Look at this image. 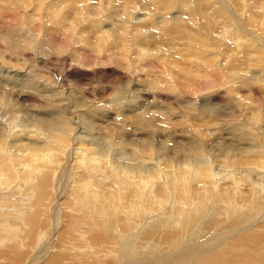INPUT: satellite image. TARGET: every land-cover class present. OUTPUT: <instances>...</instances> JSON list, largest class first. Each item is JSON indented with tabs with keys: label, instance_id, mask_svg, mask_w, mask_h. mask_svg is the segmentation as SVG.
Here are the masks:
<instances>
[{
	"label": "bare ground",
	"instance_id": "obj_1",
	"mask_svg": "<svg viewBox=\"0 0 264 264\" xmlns=\"http://www.w3.org/2000/svg\"><path fill=\"white\" fill-rule=\"evenodd\" d=\"M4 1L6 5H0V27L19 25L21 29L33 37H36L40 31L44 33L56 31L54 28H49V25L45 27L36 23V25L31 26L32 23L24 17V12H29L34 8V4L30 3L34 0ZM154 4V8L158 11H155L156 13L140 10L142 9L140 8L142 0H125L121 6L112 11L110 10V0H58V14L72 16L69 20L72 29L84 27L87 24L91 26V22H94V28L81 33L79 37L81 42L99 46L104 41L110 42V51L105 50L109 53L104 52L106 60H103V56L87 58L83 52L78 54L80 62L96 66V68L99 62H108L110 64V79L102 74L83 72L80 68L84 69V67L81 65L69 64L67 52H61L51 66L40 65L44 58L32 53L27 57L29 60L27 69L36 71L35 75L40 79L41 85L45 86L42 88L44 92L47 90V86L54 87L52 90L46 91L45 101L51 99L56 103V106H60L61 103L63 105L65 101L69 103V85L77 76L82 80L78 83L79 87L91 83L92 86L102 92V98L110 103V111L118 109L120 112L125 95L132 93L133 89H129V92L123 90L124 86L122 88L121 85H117L118 82L112 74L118 69H128L135 66L148 70L152 64H168L171 69L178 71V73L183 72L192 77H197L203 67L200 65V70L193 72L187 64H230V87L223 86L222 89L227 92H234L235 98L233 100L254 107V112L242 113L244 114V121L239 120L241 114L239 111L225 112L221 114L220 118H225L226 121L219 123L215 115H203L186 108V104H190L191 108H195L197 105V110L200 108L201 102L206 101L207 92L203 87L172 89L171 93L177 95L178 106L184 113L182 119L184 122L175 120V123L183 126L189 122L190 117H193L201 120L206 127L190 122L187 123L189 129L186 130H184L186 126H181L182 128L175 126V129L164 132L165 140L171 141V145L167 144L161 147L167 149L164 152L160 150L161 154L166 156L154 157L153 154L156 153L149 145L150 141H145L139 145V148L136 149L138 152L133 156L134 160L137 159L140 162V166L136 167L135 162L134 165L127 162L128 165L123 164L119 168L115 166L116 163L114 165L110 163L109 169H107L108 164L99 166L97 160L99 156L97 155L87 159L83 154L74 152L77 140L79 139L80 142L85 140L80 134H88L96 124L89 121L88 123L84 122L82 127L79 126L75 120L76 114L70 109V106L66 107L69 113L67 117L61 110L47 108L48 105L46 104V106L35 104L34 106L38 107L37 114L40 113L39 116L35 115L36 118L30 119L28 116L25 118L24 113H21L17 117L19 122H16L14 117L8 118L6 124L8 128H5L0 120V264H27L29 260L27 258L31 257V254L33 262L44 258L45 252L49 251L47 246L54 230L52 224L57 223L59 227L61 215L64 218H69L67 212L62 214V208L57 203L60 195L64 193L63 182L68 179L65 175L69 176L70 189L74 190L75 198L74 202L71 203L72 206L66 208V211L68 210L70 217L74 214L78 221L74 222L75 225L71 223L64 231L65 234L63 232L55 239L54 246L49 252L51 257L48 256L49 260L54 259L50 264H64V262L96 264V258L100 251L94 249V246L101 247L103 245L107 249L105 256L111 253L113 245H116L114 247H118L119 250L125 247L124 254L122 251L105 264H120V262H123L121 264H151V262H147V259H152V262L157 261V264H161L163 256H170V254L162 253L159 259L152 257L159 251L158 248L153 249L154 246H159L157 245L159 241L166 244L164 250L180 244V250L177 249L174 257L181 260V257L185 256L186 258L190 257L191 260L194 257L192 256L194 252L200 253L189 246L191 241L197 242L201 237L206 240L204 246L208 244L207 246L214 247L212 240L217 232L213 230L214 223L220 225L221 220H225V216H222L225 212H228L227 215L232 213L237 216V212L233 213V210H229L230 205L234 204L233 208L236 210L238 206L243 207L248 204L249 212L247 215L249 218L254 212H256L255 216L264 212V154H262L264 151L261 148L264 145V105L261 102L264 101V50L258 48L254 52H247V48H245L247 44H253V42H256L254 46L264 48V4L261 12H257V14H253V10H251V0H155ZM212 7L215 8L213 11ZM146 10L148 9L146 8ZM18 11H23V14ZM140 11H142V15H140ZM176 11V14L173 13ZM149 13H153V15ZM202 14H208L216 22L206 34H204L202 24L198 22V18ZM158 15L160 20L163 19L162 21L155 20ZM67 19L65 18V20ZM107 23L110 24V28H106ZM155 27L160 30L159 35L162 36L156 35L153 30ZM209 38L210 41L207 42ZM122 40H127V47L130 46V48H126V50L122 48L118 52L119 58L114 59L112 58L113 53L117 52L116 48ZM70 42V39L63 38L61 44L67 46L70 45ZM206 44H210L216 50L215 56L206 50ZM223 45L225 47H222ZM172 47L177 48L176 53L173 52L175 55L165 56ZM164 51L169 52L165 53ZM20 55L21 53L18 51L10 53L0 51V60H4L6 57H19ZM257 71L259 75H257ZM48 76H54L52 79L50 78L51 82ZM80 76H89L90 79ZM169 77V73L162 70L157 82L160 83ZM62 87V90H58ZM251 87L254 88L248 90ZM107 89L112 91L110 99L104 94V90ZM243 91L247 92L242 95ZM143 92L151 93L147 88H144ZM85 93H87L86 89ZM59 94H61L60 100ZM181 98H184V103L180 101ZM16 99H21V96H17ZM11 102L12 100L8 99L7 105H10ZM137 102L138 100L131 103L133 110H135L134 107ZM156 104L153 102L151 107L157 109ZM41 108L44 111H41ZM147 108L150 110L149 107ZM214 108L222 111L217 105ZM7 110L0 109V115L6 114ZM45 112L49 115L57 113V117L52 115L48 118L41 115ZM161 114L163 117L167 116L165 113ZM167 119V121L174 120L170 117ZM114 124L120 123L114 122ZM235 124L240 127L238 130H235L236 127L229 129ZM47 126H52L51 130L58 131V133L50 134L53 133L52 131L48 133L44 128ZM65 126L68 127L66 133L69 134L70 132L72 136H66L57 143L48 139L47 134L59 136ZM209 126H214L212 129L215 131L220 130L212 132L208 129ZM95 129L94 134L98 133L99 135L100 130ZM254 129L261 133L260 141ZM173 132L180 137V140L174 139ZM25 138H29L30 141L26 143ZM31 140H39L38 143L43 141L44 145H34L30 143ZM254 140L257 142L258 149L255 147L254 150H249L250 152L255 151L254 156L242 159L240 155L246 152V146L252 142L255 146ZM215 142H218L217 149L211 145ZM85 144L89 149L93 146L97 147L92 140H88ZM185 144H188L190 148L186 151L187 155L189 152L194 154L193 151H195L201 159L192 161L190 157L184 158L186 154L181 153L176 148L183 147ZM156 145V143L153 144V147ZM158 147H160L159 144ZM196 147L199 148L196 150ZM148 148L149 151L146 150ZM146 153L149 155L147 156ZM108 157V153H106L107 161H109ZM154 159L155 161H153ZM72 161L73 165L71 164ZM115 161L117 162V160ZM168 167L173 169H168ZM251 171L255 173L251 174ZM217 172H224V175L215 177L213 174ZM56 193L58 194L56 195ZM210 200H214V203L217 200L220 201L221 204L216 210L223 209L222 214H220L221 220H218L219 216L214 220L210 217L204 220L205 212L202 210L208 206ZM109 205L110 207H108ZM158 208H162L163 211L166 208L165 215L160 216L159 214L156 218L149 216L151 222H147L142 231L144 233L145 230L147 235L141 241L140 248L143 251L145 247L151 250V252L146 253L151 256L145 260L142 257L145 252L138 251L139 247H136L135 251L132 252L131 248L135 243L132 244L133 241L131 242L127 237L123 239V237L127 234L128 229L143 227L141 224L146 214ZM125 211H127L126 214ZM107 212L110 213V217ZM196 213H201L203 217L197 218ZM214 213L216 212L214 211ZM238 217L240 219L236 224H222L221 227L231 230L240 220L242 222V219H246L240 213ZM249 218L248 221L253 219ZM167 220L169 223L171 222L170 225H165L164 221ZM198 221L202 223L201 227H199ZM248 221L244 222L247 223ZM204 224L206 227H203ZM195 226H198L196 232L203 230L201 236L193 231L195 236L191 239H185L184 236L189 228ZM73 230L74 234L67 235ZM115 231L117 238H115L114 244L112 234ZM81 233L85 234V241L79 238ZM73 235L74 237H72ZM72 240L74 241L65 249L67 243ZM248 240L253 241L248 242V245L241 244V242L244 243ZM263 241L264 224L259 230H251L240 235L239 239L232 243H236L237 250L246 249L242 248L243 246L251 247L249 245H253L255 247V243L262 244L261 251H257L256 257H260L264 261ZM214 249L220 248L215 247ZM233 249L229 247L219 250L217 254L219 256L215 255L214 261L229 264L226 260L234 257V255H230L233 254ZM242 252L237 253L236 257L241 259L243 256L242 261L248 258L249 253L250 255L253 253L252 251H245L244 254ZM201 257L205 256L194 257L196 259L194 262H197L195 264L202 263ZM206 258L214 262L212 257ZM253 258L254 255L251 256V259ZM242 261L238 260V263L233 264H241ZM194 262L190 264H194ZM99 264H104V259Z\"/></svg>",
	"mask_w": 264,
	"mask_h": 264
},
{
	"label": "rangeland",
	"instance_id": "obj_2",
	"mask_svg": "<svg viewBox=\"0 0 264 264\" xmlns=\"http://www.w3.org/2000/svg\"><path fill=\"white\" fill-rule=\"evenodd\" d=\"M124 1L125 0H110V10L112 11L114 8L121 6V4ZM154 2H155V0H148V1L142 0V5L140 6V8H142V9H140V10H142V11L145 10L143 12H146V11L153 12V13L158 12L154 8L155 7ZM30 3L34 4V8L29 12H24V17H26V19L30 23H32L31 26L36 25V23H39L45 27L49 25V28H54L56 31L53 33H44L43 31H40L37 33L36 37H33L30 33L21 29L19 25L0 27V51H5L7 53H10L13 51H18L21 53V55L19 57L18 56H13L12 58L6 57V58H4V60H0V80H1V83H0V109H3V110L8 109L5 112L6 114L0 115V120L2 122V125L5 128H8L6 125L8 118L14 117L16 122H19L17 117L19 114L21 115V113H24L25 118H27V116H28L30 119L33 117L36 118L35 115L39 116L40 113L37 114V108L38 107L34 106L35 104H38L41 106L48 105V106H46L47 108L61 110L65 117L69 116V113L67 112L66 107L70 106V109H72L76 114L75 120L77 121L79 126L82 127L84 122L88 123L89 121H92L91 123L96 124L93 127V130L88 132V134H84V133L80 134L84 137L85 140H82V142H80L79 139L77 140L76 146L74 147V152L78 153V154H83L87 159L91 158L94 155H97V156H99L97 159L99 161V166L108 164L107 169H109L110 163H112L113 165L116 163L115 166L120 168V167H122L123 164L124 165H128V164L134 165V162H135L136 167H138L140 162L137 161V159L134 160L133 156L136 154V152H138V151H136V149L139 148V145L145 141H150L153 144H155V143L157 144L156 146L153 147V144L149 142V145L153 148V152L156 153V154H153V155H155L154 157L166 156V155L163 156L161 154L160 150L162 152L167 150L165 148L162 149L161 147H164L167 144L171 145V141L165 140L166 135L164 132H167L168 130L175 129V126L177 128L179 126H180L179 128L186 126V128L184 127L185 129L183 128L184 130H186V129H189L187 127L189 124H187V123L190 122L194 125H201L204 128L206 127L205 125L202 124L201 120L195 119L193 117H190L189 122H186V124L183 126L177 125L175 123V120H181V122H184V120H182L184 118V113L178 106L177 95L171 93L172 89H187V88H192L195 86L203 87L207 92L206 101L201 102L200 108L197 110H196L197 105H195V108H191L190 104H186L187 105L186 108L191 109L193 112H198V113L203 114V115H215L217 117V119L219 120V123H221L222 121L223 122L226 121L225 118L224 119L220 118L221 114L225 113V112H231V113L236 112V111L241 112V114H240L241 117L239 116V120H241V121H244L243 120L244 114H242V113L254 112V110H253V109H255L254 107L246 106L243 103H240L238 100H233V98H235L234 92H232V91L227 92V91L222 89L223 86H229L230 87V64H187V65H189L190 70L193 72H198L200 70V67H199L200 65L203 67L202 71H199L197 77H192V76L187 75L183 72L178 73V71L171 69L168 66V64H152L150 69H148V70H144L142 68H137L135 66H131L128 69H118L114 72V74H112L115 77L116 81L118 82L117 85H121L122 88L125 87L123 89L125 91L130 92V90L133 89L132 93L125 95L123 107L120 110V112H118V109L110 111V103L106 102L102 98V96H101L102 92L100 90H97L94 86H92L91 83H88L86 85L79 87L78 83L82 82V80L77 76L74 77V79L72 80V83H70V85H69V97H68L70 100L69 103L67 101H65L63 103V105L61 103L60 106H56L55 105L56 103L51 101V99L49 97H48V99H50V101H47V100L45 101L46 91L52 90L54 87L47 86V90L45 89L46 91L45 92L43 91L42 88H44L45 86L41 85L40 79H38L37 76L35 75L36 71H34L33 69H27L28 62H29V60H27L28 56H30L32 53L41 55L44 59H43V61L40 62V65L51 66V65H53V62L57 59V57L60 55L61 52H67L69 55V58H68L69 64L81 65L84 67V69L80 68L83 70V72H87V73H91V74H94V73L102 74L106 78L110 79V64H108V62H99V64H97V68H96V66H90V64H84V62H80V58H78V54H82V52H83V54H85V56H87V58H92V56H103V60H106V54H104V52L109 53V52H106L105 50L110 51V42L108 43V42L104 41L101 44V46L95 45V44L87 45V44H84L83 42H81L79 40L81 33L85 32V31H89L92 28H94V22H91V26H90V24H87L84 27H80V28L76 27V29H72L71 24L69 23V20L72 18V16H66V14H58V0H42V1L41 0H34V1H30ZM225 4L228 5L226 2H225ZM263 4H264V0H251V10H253V14H257V12H261V8H263ZM0 5L4 6V5H6V2L4 0H0ZM144 7H145V9H143ZM146 8L148 10H146ZM214 9L215 8H213L212 11ZM142 11H140L141 12L140 15H142ZM18 12L20 14H23V11H18ZM153 13H149V14L153 15ZM173 13L176 14L177 11L173 12ZM249 14H251V12H249ZM107 16H108V14H107ZM144 17H146V16H144ZM65 18H68V19L65 20ZM158 18H159V15H158V17L155 18V20L156 21L157 20L158 21L163 20V19L160 20V18L159 19ZM147 20H149V19H147ZM198 22H200V24H202V28H204V34H206V32H208V30H210V28H212V26H214V24H216V22H214V20H212V18H210V16H208V14H202V16H200V18H198ZM110 27H111L110 24L107 23L106 28H110ZM153 30H154V32H156L157 36H162V35H159L160 30L158 28L155 27V29H153ZM236 32H238V30H236ZM88 33L93 34L92 32H88ZM145 36H147V35H145ZM200 37H202V36H200ZM63 38L70 39V41H71L70 45L62 46L61 41ZM209 41H210V38L207 39V42H209ZM174 42H176V41H174ZM254 44H256V42H253V44H247V46H245V48H247V52H254V50H258V48H259V50H264V48H262V46H254ZM127 45H128L127 40L120 41L118 47L116 48L117 52L113 53L112 58L118 59L119 58L118 52H120V50H122V48H123V50H126V48H130V46L127 47ZM160 46L162 47L163 45H160ZM222 47H225V45H223ZM170 50H169L170 52L164 51L165 53H167V52L170 53V54L169 53L166 54L165 56L175 55L174 53H176L177 48L172 47ZM206 50H209L210 52H212V54H214V52H216V50H214V48H212V46H210V44H206ZM141 56H143V55H141ZM214 56H215V54H214ZM165 59H168V57H165ZM96 62H98V60H96ZM109 62H110V60H109ZM180 66H181V64H180ZM162 70L167 71L169 73L170 77L167 79H164L160 83H158L157 81L160 77V72ZM255 71H256V69H255ZM243 72L246 73V71H243ZM257 75H259L258 71H257ZM53 77L54 76H51V77L48 76V79L50 80V82H51V79ZM80 77L85 78V79L86 78L90 79V78H88L89 76H80ZM144 88L149 89L151 91V93L150 94L144 93L143 92ZM252 88H254V87H251L248 90H251ZM62 89H63V87L58 88V90H62ZM85 89L87 90V93H85ZM244 92H247V91H243L242 95L244 94ZM104 94L106 97H108L110 99V96L112 95V91H110V89L104 90ZM17 96H21V99H16ZM22 98H24L25 100L23 101ZM60 98H61V94H59V100H60ZM8 99L12 100L10 105H7ZM137 100H138V102L136 103V105L134 107L135 110H133V107L131 108V103L132 102L135 103ZM180 101L182 103H184V98H181ZM153 102L157 103L156 104L157 109H154L151 107V104ZM261 102L263 104L262 103H260V104L264 105V101H261ZM5 103H6V105H5ZM215 105L220 107V109L222 111L215 109L214 108ZM147 107H149L150 110H148ZM87 109H90V110H87ZM41 111H44V109L41 108ZM134 112H136V113H134ZM161 113H165L167 116L163 117ZM56 114L57 113H54L52 115L56 116ZM41 115L46 116L48 118L52 116V115H49L47 112L41 113ZM195 116H197L196 113H195ZM168 117H170L171 119H174V120L167 121ZM88 118L91 120H89ZM252 118H254V117H252ZM114 122L115 123L119 122L120 124H114ZM67 124H68V122H67ZM241 124H242V122H241ZM203 127H201V128L204 130ZM232 127H236L235 130H238L240 128L238 126V124L237 125L235 124V126H230L229 129H231ZM17 128L19 129L20 127L18 126ZM44 128L47 130L48 133L52 131L51 130L52 126L51 127L47 126ZM67 128L68 127L65 126L62 133L59 136L47 134L48 139L53 143H57L66 136H69V137L72 136V133H70V132H69V134L66 133ZM95 128H97V130H100L99 135H98V133L94 134V132L96 131ZM212 128H214V126L208 127V129L212 132L213 131L216 132L217 130H220V129H217L215 131ZM61 130H62V128H61ZM254 130L257 132V137H258V140L260 141L261 140V133L259 132V130L257 131V129H254ZM246 131L249 132L248 129H246ZM52 132L53 133H50V134L58 133V131H52ZM179 132H180V130H179ZM194 132H195V130H194ZM225 133H227V132H225ZM193 134L195 136H198L195 133H193ZM92 135H94V136H92ZM250 136H252V135H250ZM173 137L175 140H180V137L175 132H173ZM88 140H92V142H95V145H97V147L93 146L92 148L89 149L87 147V144H85ZM120 140H122L123 142ZM163 140H165V141H163ZM29 141H30L29 138H25L26 143H28ZM38 141L39 140H31L30 143H32L34 145H38V144L44 145L43 141H40V143H38ZM251 141H253V140H251ZM164 142H165V144H164ZM254 142H255V146H254L253 142L246 146V149H245L246 152L242 153L240 155V157L242 159H246L247 157L252 158L254 156L255 151L254 152L249 151L250 149L254 150L255 147L258 149V147L256 145L257 142L255 140H254ZM158 144L160 147H158ZM217 144H218V142L217 143L215 142L211 145H213V148L215 147L214 149H217L218 148L216 146ZM135 146H137V147H135ZM262 146H264V145H262ZM262 146H261V148L264 151V147H262ZM197 148H199V147H196V150H197ZM134 149H135V151H133ZM176 149L181 151V153L186 154V151L190 148L188 147V144H185V146L179 147ZM146 150L149 151V148ZM193 152H194V154L192 152H189L188 155L186 154V157H184V158L190 157V159L192 161L193 160L198 161L200 156L198 154H196L195 151H193ZM106 153H108L109 161H107V159H106ZM146 154H147V156L149 155V153H146ZM167 154H169V153H167ZM190 154H192V155H190ZM219 154L221 155V153H219ZM262 154H264V153H262ZM260 157H262V156L260 155ZM147 158L149 159V157H147ZM114 160H117V162L116 161L114 162ZM153 161H155V159ZM127 162H128V164H127ZM71 164L73 165V161L71 162ZM168 169H171V167H168ZM216 169H218V168H216ZM213 172H214V170H213ZM254 173H255L254 171H251V174H254ZM111 174H113V173H111ZM213 175L215 177H219V176L224 175V172H222V173L217 172V173H214ZM65 176L68 179H66L63 182L64 183L63 186L65 187L64 193H62L60 195V198H58L57 203H59V205L62 208V214L67 212L69 218H64L61 215L59 227H58L57 223H55V225L52 224V226L54 227V230L52 232V238L49 241V245L47 246V248L49 247V251L45 252V255L43 256L44 258H42L40 260H36L34 262H33L32 254H31V257L27 256L28 257L27 260L29 259L31 261L30 262L28 260L27 264H50V262L54 259L49 260V257H51V254L49 252H51V250L54 246L55 239H57L60 235H62L63 232L69 227V225L71 223L73 225H75L74 222L78 221L77 217L74 214H72L70 217L68 210L66 211V208L68 209L69 207L72 206L71 203L74 202L75 198H74V190L70 189V185H71L70 183L71 182H70L69 176L68 175H65ZM66 182H67V184H66ZM96 185H98V184L96 183ZM93 192L96 193V191H93ZM57 194L58 193H56V195ZM68 195H70V196H68ZM109 202H110V198H109ZM218 202H219V204H218ZM215 203H214V200L208 201V206L205 207L204 210H202L203 212H205L204 220L208 219L207 217H210L211 219L213 218L212 220H214L217 216L220 217L218 220H221L222 216H225V220H221L222 222L220 225H218V223H214L215 226H214L213 230L217 231L215 236L213 237V240H212L214 247L207 246L208 244H206L204 246V243L206 242V240H203L201 237H199L198 240L196 239L197 242H194V241L190 242L189 246H191L192 249L200 252L198 254L194 252V254L192 256H194V257H196V256L200 257L203 255L205 256V257L200 258L202 263L199 262L198 264H221V262H219V261H214L216 258L215 255L218 257L219 255H217V254H218L219 250L221 251V250H223L225 248L227 249L229 247L234 248L232 250L233 254L232 253L230 254V255H234V257L226 260V261H228L229 264L238 263V260L242 261L243 256L241 257V259L236 258L238 255L237 253H240L242 251H243L242 252L243 254L246 253L245 251H252L253 253H252V255H250V253H249V255L245 254L248 256V258L246 260L240 262L241 264H264V261L262 260V258L256 257V254L258 253L257 251H259V250L261 251L260 247L262 244L258 245L257 243H255V245H256L255 247H253V245H249L251 247H246V246L242 245L243 246L242 248H246V249L237 250V245H235L236 243L235 244L232 243V242H236V240L239 239V236L244 234V233L250 232L251 230H255V229L259 230L262 227V225L264 224V214H263L264 212H262L258 216H255L256 212H254V213H252L251 217L249 218L247 215V213L249 212L248 204L244 205L243 207L238 206V209H236V210L233 208V205H234L233 204V205H230L229 210H233V213L237 212V216H235V214H232V213H229V215H227L228 212H225L222 214L223 209H221V208H220V210H216L217 207L220 206V204H221L220 201L217 200V202L215 201ZM108 207H110V205ZM165 209H164V211H167V209L166 210ZM164 211L162 208H158L156 210H153L150 213L148 212V214H146V217H145L147 219L143 218V223L141 224V226H143V227H141V228L140 227H137V228L132 227V228L127 230V234L123 237V239H125L127 237V239L131 240V242L133 241L132 244L135 243V245L131 248L132 252L135 251L136 247L140 248V246L142 245L141 241L147 235V232L145 230H144V233L142 231H143V228L145 227V225H147V222L150 221V218H153V217L156 218L157 215H159V214H160V216H163V215H165ZM214 211L216 213H214ZM80 213H82V212H80ZM107 213H108V216L110 217V213L109 212H107ZM126 213H127V211H125V214ZM239 213L241 215H244L246 217V219L245 218L242 219V222L240 220V222L236 226L232 227V229H231L232 231L229 230V228H223V226L221 227L222 224H224V225L225 224H227V225L228 224H231V225L236 224L237 221L240 219V217H238ZM220 214H222V216ZM262 215H263V217H262ZM149 216H150V218H149ZM189 216H191V215H189ZM196 217L200 218V217H203V215L201 213H196ZM248 218L249 219L253 218V219L248 221ZM53 219L56 222V219L54 217H53ZM144 219H145V221H144ZM255 219H257V220L255 221ZM201 220H203V218H201ZM167 221H164L165 225H170L171 222L169 223V221L168 222ZM223 221H226V222H223ZM244 221L245 222L248 221V222L245 223ZM254 222H255V224H254ZM199 224H200L199 227H201L202 223L199 222ZM206 224H204L203 227H206ZM194 228H189V230L187 231L188 236H187V233L184 236L185 239H191L192 237L195 236V233L196 234L198 233L201 236L203 230L196 232V230H198V226H195ZM64 234H65V232H64ZM70 234H74V230L69 232L67 235H70ZM84 235L85 234L81 233L79 236V238L83 241H85ZM72 237H74V235ZM115 238H117L116 237V231L112 234V242L114 244H115V242H114ZM73 241L74 240L67 243L65 249ZM250 241H253V240L244 241V243L241 242V244L248 245V242H250ZM263 243H264V241H263ZM157 245H159L160 247L154 246L153 249H157V248L159 249V251L156 250L158 253L156 252L154 254V256H152V257H155L154 259H157V258L159 259V257L162 256V253H169L170 254V256L169 255L163 256V258L161 260V264H190L191 262H194V260H196V259H194V257H192L191 260H190V257L186 258L185 256L181 257V260L178 259L177 257H174V253L177 251V249L180 250L179 249L181 247L180 244H176L174 248L172 246H170L168 248V250H164V247L166 245L165 243H162L159 241ZM114 246H116V245H113L111 253H109L107 256H105L106 250H107L105 245H103L101 247L94 246V249H98L100 251V254L96 258V264H99L103 259H104V264H105L109 259L113 258L115 255H118L119 253H121L125 249V247H124L123 249L119 250L118 247H114ZM215 247H217V248L219 247L220 249L216 250V249H214ZM239 248H241V247H239ZM148 250H149V248H147V247H145L144 251L142 250V248L138 249V251L145 252V254L142 255L143 259H145V260L151 256V255L146 254V253L151 252V250H149V251ZM235 251H236V253H235ZM103 252H105V253H103ZM123 254H124V251H123ZM253 255H254V258L251 259V256H253ZM206 257H212L214 262H212L211 259L206 258ZM255 257H256V259H255ZM47 260H49V261H47ZM151 260L152 259H147V262H151V264H153V263L157 264L158 263L157 261L152 262ZM121 263H123V262H120V264ZM195 263H197V262L195 261L194 264ZM64 264H71V263L64 262Z\"/></svg>",
	"mask_w": 264,
	"mask_h": 264
}]
</instances>
